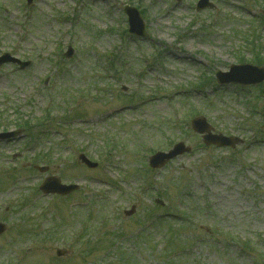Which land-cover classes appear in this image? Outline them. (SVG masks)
<instances>
[{"label":"rangeland","instance_id":"rangeland-1","mask_svg":"<svg viewBox=\"0 0 264 264\" xmlns=\"http://www.w3.org/2000/svg\"><path fill=\"white\" fill-rule=\"evenodd\" d=\"M198 1L0 0V56L32 63L0 69V131H23L0 143V264H263L264 84L220 87L215 73L264 63V0ZM126 6L147 39L128 34ZM195 116L244 145L203 147ZM179 142L192 154L148 176L149 155ZM50 176L80 190L45 196ZM153 212L181 220L119 236Z\"/></svg>","mask_w":264,"mask_h":264},{"label":"water","instance_id":"water-1","mask_svg":"<svg viewBox=\"0 0 264 264\" xmlns=\"http://www.w3.org/2000/svg\"><path fill=\"white\" fill-rule=\"evenodd\" d=\"M208 1L209 0H202L199 4V9H203L209 6ZM127 13L130 18V32L137 36L146 37L145 26L139 12L135 9H127ZM72 54L73 51L70 52L69 57H71ZM6 62H16V60L10 59L8 56H6L5 59L0 60V66ZM217 77L219 82L222 84L236 83L241 85H259L264 81V68L260 69L250 66L233 67L230 74L218 73ZM193 125L195 131H197L199 134L204 135L203 140L207 146L215 145L220 148L231 146L234 148L236 144L240 142L238 139L225 138L222 135H213L211 127L206 124L204 119L196 120ZM16 135L17 134L1 135L0 140H4L5 138H12ZM189 151V149L185 148L184 144H179L169 154H158L157 156H155L151 161L152 166L161 168L172 159H175L177 156ZM81 160L89 167H96L95 165L90 164L89 161L85 159V157H81ZM75 189L76 187L62 186L61 182L56 178L49 179L47 181V184H45V186H43L42 188V190L46 193H58L61 195L69 194ZM4 230L5 227L0 225V234L3 233ZM59 255H61V253H59Z\"/></svg>","mask_w":264,"mask_h":264}]
</instances>
